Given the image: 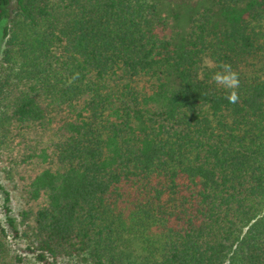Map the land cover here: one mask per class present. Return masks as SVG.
<instances>
[{"label": "trees", "instance_id": "obj_1", "mask_svg": "<svg viewBox=\"0 0 264 264\" xmlns=\"http://www.w3.org/2000/svg\"><path fill=\"white\" fill-rule=\"evenodd\" d=\"M0 37V264H264V0H0Z\"/></svg>", "mask_w": 264, "mask_h": 264}, {"label": "rangeland", "instance_id": "obj_2", "mask_svg": "<svg viewBox=\"0 0 264 264\" xmlns=\"http://www.w3.org/2000/svg\"><path fill=\"white\" fill-rule=\"evenodd\" d=\"M5 40L0 37V59L2 50L4 48ZM212 64L210 62H206L205 67H211ZM249 74H258L264 75V63H259L255 68L249 67ZM6 136H2L0 134V185H2L9 193H10V203L9 207L11 209V217L15 218L18 221H21V214L28 208V205L22 200L16 188H14L15 184L12 182H8L7 178L9 177L10 169H17L20 173H24L25 170H29L32 167V164L26 163V153L27 144L21 143L22 139L17 137L10 136V133L6 132ZM39 136V135H38ZM32 137H34L32 135ZM36 139V136H35ZM44 141V138L42 139ZM49 142V139H45L43 145H46ZM29 154V153H28ZM14 183L17 182L18 176L14 178ZM5 195L3 191L0 189V214L1 221L4 226L7 228V213L5 209ZM11 236V234H10ZM10 243L12 249L15 253L22 254L24 257L28 258L32 261L31 264H34L33 257L26 254V243L24 240H16L13 237H10Z\"/></svg>", "mask_w": 264, "mask_h": 264}]
</instances>
